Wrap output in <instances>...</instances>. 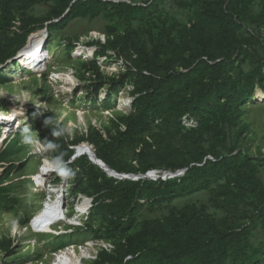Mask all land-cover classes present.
Segmentation results:
<instances>
[{"label": "trees", "instance_id": "obj_1", "mask_svg": "<svg viewBox=\"0 0 264 264\" xmlns=\"http://www.w3.org/2000/svg\"><path fill=\"white\" fill-rule=\"evenodd\" d=\"M165 1L0 0V83L13 81L16 67L24 75L29 65L36 71L44 64L42 46L28 43L36 32L49 37L75 19H106L105 33L113 37L81 47L93 67L99 59L123 65L125 73L86 78L81 88L90 90L88 106L101 108L132 84L129 114L115 130L91 128L73 137L56 115L29 109L19 130L35 132L53 159L45 185L62 184L59 198L65 191L82 197L89 227L99 224L93 235L115 242L95 264H259L264 155L230 144L224 124L232 127L247 105L264 101V40L260 55L255 35L264 29V8L254 15L257 0H168L188 16L159 28L149 18ZM47 5L44 16L32 14ZM147 20L145 40L131 25ZM16 141L14 133L0 134V211L12 213L20 200L11 178L27 164L16 162ZM200 192L219 204L220 215L194 205L163 219L144 217ZM249 198L258 202L250 219L241 216ZM15 246L0 239L2 251Z\"/></svg>", "mask_w": 264, "mask_h": 264}, {"label": "rangeland", "instance_id": "obj_2", "mask_svg": "<svg viewBox=\"0 0 264 264\" xmlns=\"http://www.w3.org/2000/svg\"><path fill=\"white\" fill-rule=\"evenodd\" d=\"M131 1L142 3L147 0ZM179 1L185 0L176 2ZM165 2L161 4L163 8L160 11L151 14L149 22L159 28L183 23L188 12L175 9L168 0ZM263 8L264 0H257L253 14H260ZM48 9V5L40 6L32 14L44 16ZM107 25L108 21L103 18L93 21L75 19L66 29L53 32L49 37L47 31L36 32L28 43L42 46L45 53L41 61L44 64H40L36 71L29 65V72L26 71L24 75L20 71L22 68L16 67L14 80L5 85L0 83V101H5L9 108L5 109L0 102V134L7 137L14 133L17 138L15 148L20 150L15 157L16 162L27 163L21 173L11 178L20 200L17 212L0 211V239H13L16 242L11 252L0 250V264H95L98 254L105 249H114V241L106 240L102 235H93L91 229L98 228L99 224L94 223L89 227L82 197L74 198L65 191L59 198L62 184L45 185V173L52 167L53 159L44 156L35 132L29 127L19 130L23 126L21 117H26V112L31 108L56 115L73 137L91 128L115 130L122 125L120 119L129 114L128 92L132 84H128L118 97H113L112 102H107L101 108H90L86 103L90 90L82 91L84 88H81L86 78L98 74L118 77L125 73L123 65L99 59H96L97 68L93 67L91 57L81 47L95 39L113 37L105 33ZM131 29L140 32L147 40L148 20L133 22ZM255 35L258 40L256 49L262 55L260 40H264V29L261 33L255 32ZM106 97V90L101 91L100 98ZM234 123L232 127L223 123L228 142L246 148L253 157L264 155V101L258 105H247L242 116ZM261 168L259 175L264 182V165ZM249 201L252 205L244 207L241 216H249L250 219L255 212L253 206H257L258 202L254 198H249ZM194 205L206 206L207 213L211 215L222 213L217 202L211 201L205 192H200L154 212L146 211L144 217L163 219L174 210ZM241 220L245 222L242 217ZM138 229L135 228V231ZM259 264H264V259Z\"/></svg>", "mask_w": 264, "mask_h": 264}]
</instances>
